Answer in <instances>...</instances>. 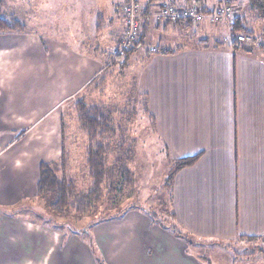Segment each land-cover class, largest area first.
I'll list each match as a JSON object with an SVG mask.
<instances>
[{"label": "crops", "instance_id": "1", "mask_svg": "<svg viewBox=\"0 0 264 264\" xmlns=\"http://www.w3.org/2000/svg\"><path fill=\"white\" fill-rule=\"evenodd\" d=\"M38 1L49 6L46 0L25 2L24 33L0 34V264H97L96 253L79 232L66 233L57 223L28 217L25 213L30 208H21L36 198L40 164L59 159L62 106L98 80L107 66L125 60L124 56L111 63L110 57L123 25L118 29L111 17L99 15L95 21L90 19V32L84 27L75 31L78 23L63 29L59 23L50 25L49 15L42 16L41 25L30 24L35 8L41 6ZM199 1L171 3L181 10L195 6L200 14L217 6L216 0ZM2 2L0 15L7 6ZM56 2L61 8V0ZM123 2L112 1L110 15L118 14ZM232 2L229 5L234 8ZM146 4L141 0L142 43L132 53L146 50L137 60L144 68L141 95L155 119L152 127L168 140L174 157L182 156L183 150H177L155 114L162 119L159 112L182 113L192 130L199 118L206 141L198 162L176 173L171 189L175 223L190 239L177 237L154 224L148 214L132 208L119 218L92 225V240L105 264H213L206 259L210 244L250 242L241 237H255L259 249L263 248L264 180L255 178L264 177V126L261 135H256L258 114L264 112V59L235 42L243 34H231L232 23H211L204 18L198 23L171 24L157 18L160 3L147 8ZM15 8H20L18 3L10 5V17L17 18ZM235 8L236 18H245L241 7ZM97 19L99 29L94 24ZM214 29L225 30L227 35L216 36ZM222 46L229 50L224 55H233L226 63L225 57L217 56L223 55ZM68 58L76 60L77 72L66 78L62 73ZM225 69L230 74L226 80ZM21 122L24 129L17 135L16 124ZM12 209L24 212L12 213Z\"/></svg>", "mask_w": 264, "mask_h": 264}, {"label": "rangeland", "instance_id": "2", "mask_svg": "<svg viewBox=\"0 0 264 264\" xmlns=\"http://www.w3.org/2000/svg\"><path fill=\"white\" fill-rule=\"evenodd\" d=\"M26 1L27 0H5L7 6L1 13L2 17L9 18L10 15L8 14V10H10V5L18 3L20 8H15V16L19 20H23L25 22L24 4ZM46 1L47 5L49 6H45V2L43 1H38L41 4L39 10L35 8V12H37L35 13V18L38 20V22H35V18H32V20L29 19V22L31 21L30 24H39L42 22L41 18L43 15H49L50 25L52 23H59L60 27L63 29V27H72L74 23H78L77 28L74 27L75 31H77L79 27H84L85 32H90L91 28L90 24H88L90 19L94 18L95 21V18L99 15L105 19L111 17L114 27L118 29L121 27L119 15L115 12H113V15H110V3L112 4V1L114 2L116 0H61V2H59L61 4V8L56 7L58 6L56 0ZM232 1L234 8L241 7V15L246 18L247 27L254 31L253 33L255 38L264 46V18H260L261 16L259 14V9L254 7L250 0ZM38 2L36 7L39 6ZM72 13H74V17L72 16ZM257 17L259 19L255 20ZM98 22H100L99 19L96 20V23L94 22L95 26H98ZM174 23H178V21ZM38 24H36L37 27ZM210 30L211 29L209 28V33ZM213 34L216 36H219L220 34L227 35L225 30L218 31L217 29L213 30ZM81 37L82 39L84 38L81 41L83 43H87V40L85 39L86 37L83 35H81ZM226 37H229V35ZM250 39V44H239V46L244 48V50L246 49L247 52H253V55H259L264 59V48L261 49V44L258 46L257 44L259 43L254 42L252 37H250ZM222 47L223 48L220 50L222 54L224 52H229L227 47ZM145 52V48L138 50L137 52L131 53L130 57L126 58L127 60H124V63H117L112 67L107 66L104 70V73L99 77L98 80L95 81V83L86 87V89L80 93L76 99L66 102L62 106L61 110L64 127V145L67 152L69 153L70 174L75 181L77 189L80 192H85L90 185L86 167L87 141L78 127L74 114L75 100H78L84 96L90 97V99H87L86 101L88 105L101 102L105 106H110L112 109L111 111L112 118L114 120V128L123 129L125 131L126 138L124 145H126V148L124 149V154L129 159L127 166L133 173L132 185L128 188H125L124 181L121 177H117L114 180V184L111 183L109 179H107V182L105 180L102 187V201L90 213L84 216H77L73 214L58 216L48 208L47 204L45 205V203H42L36 198L21 208H30V211L25 213L28 217H37L41 220L43 219L54 224L57 223L62 229H64L66 233L71 231L79 232L82 241L84 243L87 242L86 244H89V246L91 245L90 247L93 248L100 264H105L103 261V254L99 250L96 243L92 240L89 232L91 226L116 219V217L119 218V216L121 217L132 207H136L137 210L143 211L144 213L146 210H150L159 220L164 219L165 211L167 210V208H164V206H167V190L163 187V184H165L166 177L172 168L173 161L179 157L195 155L202 149H205L206 141L204 135L199 130V127H201L199 118L194 123L197 125V128L192 130L189 127V119L182 113L169 114L168 112H159L162 119H160L158 116H156L157 114H155L157 120L161 123L167 133L170 134L172 143H174L177 150H183L182 156L174 157L171 153L170 146L166 145L168 144V140L164 136H161L160 132H158L156 128L152 127L153 122L149 116H146L143 113V102L141 95V88L143 84L141 85V81L144 75V68L141 61L137 60V58L140 54ZM226 54L227 53H225V55L223 54L217 56H219L221 59L225 57L224 62L226 63V60H232L233 58L232 54L229 56ZM238 54L243 56L242 53ZM103 56H107L106 52L103 53ZM73 61L76 60H71V58H68L65 61V67L62 75L64 76L65 73L66 78L73 72H77L76 64ZM69 64L70 66L68 67ZM151 68L152 67L149 69L150 72ZM80 72H83L82 66L80 68ZM223 73V76L225 75L226 80L230 74L226 69ZM256 76V79L259 80V74H256ZM75 77L76 76H74V79L71 81L72 84H74ZM225 80L224 82H226ZM162 82L163 85H165L163 78ZM24 83H26V81H24ZM59 83L61 84V78ZM60 84H58L59 87ZM159 84L161 83L159 82ZM96 85L99 92L95 90ZM163 85L162 88L164 91ZM65 89H68L67 83L65 84ZM101 91H103V93H101ZM163 95L164 93L160 96V98ZM161 101H163V99H161ZM52 105L53 102H50V107ZM257 121L258 127L256 135L260 136L262 133L260 127L264 126V112L262 114H258ZM170 122H172V128L169 127L171 125ZM22 129H24L22 122L21 124L17 123V135H19V132ZM262 135L264 136V133ZM113 147H116V144H114ZM126 150H128V153H125ZM110 160L112 159L110 158ZM110 160L109 168L111 167L112 169L113 167L110 163ZM246 163L248 164L247 161L245 164ZM116 170H118L117 167ZM255 179L264 180V177H257ZM109 185H112L115 188L113 195H107L106 193ZM1 212L4 213L5 210L2 209ZM20 212H24V210H21ZM85 232H87L88 235ZM213 243L214 245L209 243V247L211 249L208 253L210 256L209 258L206 257L210 263L263 264V259L261 257H255L251 260H240L237 257L235 258L237 255H245L250 253L255 254L259 249L258 243L256 241H244V243H237L234 241L230 244H221L218 242Z\"/></svg>", "mask_w": 264, "mask_h": 264}, {"label": "trees", "instance_id": "3", "mask_svg": "<svg viewBox=\"0 0 264 264\" xmlns=\"http://www.w3.org/2000/svg\"><path fill=\"white\" fill-rule=\"evenodd\" d=\"M250 1L254 7L259 9V14L261 16L259 17L264 18V0ZM139 2L141 3V0H139ZM157 2L161 4H172V0H146L147 4L145 6L147 8L149 5ZM199 2L200 1L198 0V3ZM2 5L3 2L1 0L0 9ZM199 13H201V11H199ZM178 22L184 23L191 21L187 18L182 20L180 19L178 20ZM99 26L100 22H98V29ZM26 30L27 25L22 20L14 17L3 18L0 15V34L24 33ZM230 32L233 35H248L253 38L254 42L260 43L254 38V33L247 27L246 18H241L239 16L235 18V20L231 24ZM142 33L140 35V38H138L136 45L132 49H130L128 53H126L124 57L125 59L128 58L127 56L135 51L138 48L139 44L142 43ZM119 41L120 40L117 41V44L119 43ZM232 47L235 50L238 49V45H234ZM260 48L263 49L264 46L261 44ZM164 54H168V52H164ZM110 57L112 59L111 63H115L121 60L120 58H112L111 54ZM122 63H124V60ZM113 65L114 64H111L110 67H112ZM93 83H95L94 80L91 82V85ZM95 90L99 92L97 85L95 86ZM101 93H103V91H101ZM88 99H90V97ZM85 100V97H81L78 100H75L74 114L78 127L87 141L86 167L88 172V179L90 181L88 189L85 192H80L77 189L75 181L70 174V157L64 145L63 117L61 119V151L59 159L57 160V162L41 163L38 170V180L36 183V199H38L42 203H45V205L47 204L48 208L58 216H63L66 214L84 216L90 213L102 201V187L105 180L107 182V179H109V181L114 184V180L117 177H121L124 181L125 188H128L132 185L133 173L127 166L129 159L124 154V149L126 148V145H124L126 138L125 131L123 129L114 128V120L112 118V109L110 108V106H105L101 102H96L93 103V105H88L86 103L87 100ZM143 113L146 116H149L151 121L154 122L153 116H151L147 109L146 98L145 102L143 103ZM114 144H116V147H113ZM125 153H128V150H126ZM200 157L201 153H198L193 156L177 158L173 161L172 168L166 177L165 184H163V187L167 190V206H164V208H167L168 210L165 211L164 219L159 220L152 211H145V213L148 214L154 224L166 228L177 237L185 241H188L190 238L186 234L182 233V231L178 229V226L175 223V214L171 204L172 183L176 173H178L182 169L192 167L198 162ZM110 158L112 160H110ZM109 160L112 164V169L111 167L109 168ZM116 167L118 170H116ZM108 187L109 188L106 192L107 195H113L115 191L114 186L109 185ZM132 208L136 209V207ZM10 211L12 213L20 214L21 210L12 209ZM85 233L87 234V232ZM241 238L248 239L250 240V242H255V239H257L255 237ZM202 243L204 244L206 242ZM236 257L240 260H251L255 257H261L264 264V247L258 249L255 254L250 253L245 255H237L235 256V258ZM95 259L96 263L100 264L97 256Z\"/></svg>", "mask_w": 264, "mask_h": 264}, {"label": "built area", "instance_id": "4", "mask_svg": "<svg viewBox=\"0 0 264 264\" xmlns=\"http://www.w3.org/2000/svg\"><path fill=\"white\" fill-rule=\"evenodd\" d=\"M216 4L215 10L212 12L200 14L195 6L181 10L168 3H160L157 18L171 23L187 18L193 23H198L204 18L209 19L211 23H232L238 14V10L229 5V0H216ZM140 9L139 0H124L118 7L117 12L123 25V34L119 43L111 51L112 58H123L136 45L141 30ZM235 42L238 44H250L251 39L248 36L239 35L235 37Z\"/></svg>", "mask_w": 264, "mask_h": 264}]
</instances>
